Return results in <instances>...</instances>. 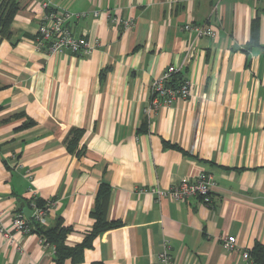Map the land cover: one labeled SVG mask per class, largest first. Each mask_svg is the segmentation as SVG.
<instances>
[{
    "label": "crops",
    "instance_id": "obj_1",
    "mask_svg": "<svg viewBox=\"0 0 264 264\" xmlns=\"http://www.w3.org/2000/svg\"><path fill=\"white\" fill-rule=\"evenodd\" d=\"M45 1L99 11L70 23L90 54L36 49ZM18 2L10 34H0V227L13 232L33 190L57 200L40 226L60 218L66 243L79 244L104 185L105 218L118 224L95 235L78 264H157L165 243L170 264H252L243 251L264 244V1ZM186 23L217 34L196 36ZM172 64L189 95L148 112L151 82ZM200 172L216 182L207 204L148 192ZM225 235L236 237L234 250ZM40 239L0 232V264H55Z\"/></svg>",
    "mask_w": 264,
    "mask_h": 264
},
{
    "label": "built area",
    "instance_id": "obj_2",
    "mask_svg": "<svg viewBox=\"0 0 264 264\" xmlns=\"http://www.w3.org/2000/svg\"><path fill=\"white\" fill-rule=\"evenodd\" d=\"M264 1V0H263ZM42 13L39 17L35 36V47L37 50H44L47 54L53 55L61 50H68L77 55L90 54L94 47L85 36L75 35L70 29V23L73 20L84 18L88 15L98 16L99 11H71L65 8L57 7L49 1H45L41 5ZM109 20L113 23H119L124 28L132 27L133 20H121L117 16L108 14ZM185 30L194 32L196 36L207 35L215 37L216 30L208 23L194 24L186 23L183 25ZM180 67L168 65L162 74L154 78L150 85L151 101L148 112L156 111L160 107L169 106L178 98H186L189 95V82L181 81L178 85H170L169 80L173 75L179 73ZM216 186V182L209 173L200 172L194 179L184 178L178 184L172 185L167 189H160L156 186L150 187V192L154 197L167 196L174 200H186L190 197H200L202 202L207 204L210 201L209 193ZM28 199L29 216H25L23 211L15 212L11 218L10 228L12 233L8 232L1 225L0 232L8 241H12L16 233H31V224L47 225V211L50 207L57 203V200H49L40 206L37 203V194L30 190ZM42 242H46L43 238ZM16 242V241H14ZM221 244L228 250H234L237 247L236 237L234 235H225L221 237ZM53 247V246H52ZM167 243L164 244L162 251L158 255L157 264H170L171 256L169 254ZM245 259H249L248 250L242 253Z\"/></svg>",
    "mask_w": 264,
    "mask_h": 264
},
{
    "label": "trees",
    "instance_id": "obj_3",
    "mask_svg": "<svg viewBox=\"0 0 264 264\" xmlns=\"http://www.w3.org/2000/svg\"><path fill=\"white\" fill-rule=\"evenodd\" d=\"M18 10V0H0V34L2 36H8L10 34V25ZM179 75V73L173 75L169 80V84L173 86L178 85L182 81ZM73 143L74 141L70 140L69 147H71ZM106 196V186L100 185L96 194V204L91 212L94 219L93 227L79 244L68 245L66 243V236L70 231V227L63 225L60 218L50 227L40 226L37 223L31 224V232L38 234L47 243L53 246V260L55 264H67V261H69V264H78L82 260L84 249L91 246L92 238L99 232L118 224L117 222L110 223L105 218ZM37 203L40 206L44 205V202L39 199H37ZM20 211H22V209H20ZM248 253L250 255L249 260H251L252 264H264V244L256 242L251 250H248ZM90 264L104 263L94 261Z\"/></svg>",
    "mask_w": 264,
    "mask_h": 264
},
{
    "label": "water",
    "instance_id": "obj_4",
    "mask_svg": "<svg viewBox=\"0 0 264 264\" xmlns=\"http://www.w3.org/2000/svg\"><path fill=\"white\" fill-rule=\"evenodd\" d=\"M20 206H22V211L25 214V216H29V214H30L29 208L28 207H24L23 202H20Z\"/></svg>",
    "mask_w": 264,
    "mask_h": 264
},
{
    "label": "rangeland",
    "instance_id": "obj_5",
    "mask_svg": "<svg viewBox=\"0 0 264 264\" xmlns=\"http://www.w3.org/2000/svg\"><path fill=\"white\" fill-rule=\"evenodd\" d=\"M42 13V12H41ZM41 15V14H40ZM40 15H39V17H40ZM36 36V35H35ZM78 36V35H77ZM35 40V39H34Z\"/></svg>",
    "mask_w": 264,
    "mask_h": 264
}]
</instances>
